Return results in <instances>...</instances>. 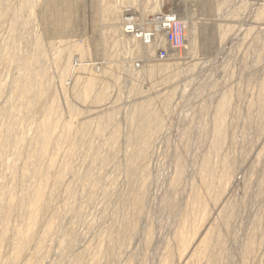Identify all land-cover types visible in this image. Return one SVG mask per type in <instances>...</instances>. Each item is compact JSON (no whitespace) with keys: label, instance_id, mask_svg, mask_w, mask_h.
Wrapping results in <instances>:
<instances>
[{"label":"rangeland","instance_id":"obj_1","mask_svg":"<svg viewBox=\"0 0 264 264\" xmlns=\"http://www.w3.org/2000/svg\"><path fill=\"white\" fill-rule=\"evenodd\" d=\"M70 1H67L73 13L70 24L60 33L47 36L40 17L51 6L50 0H39L34 10L26 6V0H0V264H13L9 259L16 250V241L13 242L16 232L26 229L30 222L25 220V208L18 206L22 192L13 178L19 179L24 173L29 163L27 151L34 144L32 138L48 116L46 112L52 102L58 104L59 122L65 124L58 122L61 129L55 128L58 131L50 148L60 138L67 142L63 144L59 140L57 147L61 149L58 148L53 166L47 164V157L41 160L49 180L44 184L47 187L41 186L43 208L37 213L36 220H39L33 224L34 229L31 226L35 232L32 239H28L26 250L20 251L17 257L20 260L14 264L29 261L36 264H167L163 258L173 253L176 221L184 218L182 208L185 209L190 193L202 184L198 169L205 152H211L209 158L217 167L216 175L225 156L233 168V176L225 187L223 204L220 202L215 212L219 211L213 212L215 216L210 215L211 227L203 233V241L187 253L184 264H264V0ZM65 3H60L63 10L68 6ZM156 3L157 12L188 19L197 29L202 26L218 34L217 29L224 30L227 25V30L231 28L226 38H216L214 43L205 34L201 39L200 34L195 44L186 43L185 51L174 53L173 57L178 55V58L173 61L179 63L175 75L162 80L161 74L154 73L148 79L141 71L142 57L156 56L153 60L163 67L173 61L158 56L159 43L151 47L150 54L132 51L131 43L120 33V15L123 11H132L138 16L139 5L153 7ZM258 11L262 16L257 17ZM19 13V19L13 22ZM65 13L60 15L62 22ZM79 13H83L86 21L85 40L68 36L76 27ZM37 40L41 42L40 47L35 46ZM72 41L83 46L80 54L77 48L68 47ZM69 58L73 68L61 79V70L66 68ZM79 63L86 69L80 70ZM34 73L38 75L34 77L40 75L42 84H37L31 93L34 96L24 94L19 83L23 76ZM89 76L96 86L86 98L81 83ZM77 83L80 88L74 87ZM101 87H107L108 94L102 99L95 94ZM226 93L229 100L226 110L223 109L222 122L225 136L215 149L211 139L212 117L217 102ZM31 98L35 103L28 106ZM141 103L149 115L163 109L164 125L155 134H145L148 128L135 111ZM83 120L88 127L81 135ZM66 124L71 125L74 136L70 131L69 134L60 131ZM114 130L117 133L112 137ZM10 134L12 139L22 138L18 146L6 137ZM143 137L148 138L145 142L150 148L148 154L137 157L136 148L144 142L137 138ZM214 149H218L216 153ZM179 152L186 159L185 171L182 179L176 181L175 160L181 155ZM96 155L104 158L102 165L95 160ZM64 161H70L68 171L57 180L59 173H56L63 163L67 164ZM11 182L13 189L14 186L19 189L14 191ZM34 182H26L31 194L39 188V181L36 185ZM52 222L56 224L45 243L48 252L38 258L33 245L45 226ZM149 228L153 234L147 239ZM183 231L184 239L185 235L186 239L191 238L193 231ZM206 235L213 241L210 246L204 241ZM250 239L253 247L247 256L244 250ZM95 246H100L103 253L92 263Z\"/></svg>","mask_w":264,"mask_h":264},{"label":"bare ground","instance_id":"obj_2","mask_svg":"<svg viewBox=\"0 0 264 264\" xmlns=\"http://www.w3.org/2000/svg\"><path fill=\"white\" fill-rule=\"evenodd\" d=\"M27 2L25 3L26 4V6L28 5L29 7H32L33 8V10H34V6L36 5V3L39 1H37V0H26ZM51 1V6H49V8H47L46 9V11H45V13H42V15H43V17H40V21L42 22V24H43V27H44V33H45V35L47 34V36H52V35H55V34H58V33H60L61 31H63L64 30V28H66V24H68L70 21H71V19L73 18V13H72V6H69V4H70V0H65L66 1V3L68 4V6H66V8H65V6H63L65 9H66V13H65V19L63 20V22L62 21H60L59 20V18H60V15L61 14H64L63 12H62V6H61V4L63 3L64 4V2L62 1V2H60V1H58L57 2V0H50ZM67 1H70V2H67ZM120 1V0H119ZM73 2H76V0L74 1L73 0ZM23 3V4H24ZM61 3V4H60ZM65 3V4H66ZM158 3H156L155 5H153V7H151V6H147V5H144V6H141V5H139V7H138V10H139V15L137 16V17H135V13L134 12H132L131 11V14H132V16H134L136 19H137V21H145L146 22V24H147V26L148 27H154L155 25H156V20H157V18L155 17V16H157V15H159V14H161V13H159V12H157V10H159L158 9V5H157ZM109 5V4H108ZM151 5V4H150ZM241 5H243V4H241ZM160 7V6H159ZM238 7H240V6H238ZM237 7V8H238ZM236 8V9H237ZM64 9V10H65ZM107 7H104L103 8V10L104 11H107ZM119 9V8H118ZM239 9V8H238ZM237 9V10H238ZM63 10V11H64ZM110 11H111V9H110ZM228 12H231V11H228ZM118 13V12H117ZM128 12L127 11H123V13L120 15V19H121V27H122V24H123V22H124V19H125V14H127ZM211 13H212V11H211ZM222 13V12H221ZM236 13V12H235ZM41 13H39V15H40ZM77 14V13H76ZM215 14V13H214ZM231 14V13H230ZM233 14V13H232ZM15 15V14H14ZM167 15H169V14H167ZM173 15V14H172ZM256 15H257V17H259V16H262V14H261V11H258L257 13H256ZM112 16V15H111ZM174 16H175V18L176 19H178L180 22H181V24H182V26H183V28H184V43H183V47L181 48V49H179V50H183V51H185V46H186V43L187 44H190V43H192V44H195V39H196V37H198V36H200V34H201V39H202V36L205 34V37H207L208 38V40H210V41H212V43H214V41L216 40V38L218 39V40H223V38L225 37V35H226V33H227V31L231 28H229L228 30L226 29V27L228 26H226L225 28H224V30H220V29H217V31H218V34H217V32H215V31H212V30H210V29H207V28H205V27H199V29H197L196 28V26L194 25V23L193 22H190L188 19H182V17H179V16H177V15H175L174 14ZM19 17H20V13H19V15L18 16H16V18H14V20H13V22H15V21H17V19H19ZM134 17H132V18H134ZM22 21H24V20H22ZM76 21H77V24H76V27L75 28H72V30L70 31V34L68 35V36H70V38L71 37H77L78 36V38H81V39H84L85 40V37L87 36L86 35V21L84 20V18H83V13L82 14H80L79 13V16H78V19H77V17H76ZM73 22V21H72ZM144 22V23H145ZM11 23V22H10ZM70 24V23H69ZM68 24V25H69ZM196 24V23H195ZM201 24V23H200ZM116 25V24H115ZM117 25H119V24H117ZM235 26V25H234ZM213 28V27H212ZM221 28V27H220ZM223 28H221V29H223ZM239 28H240V25H239ZM216 30V29H215ZM232 31V30H231ZM230 32V31H229ZM228 32V33H229ZM121 34H122V36L123 37H126L127 39H128V42L129 43H131L130 44V47H131V50L132 51H134V52H136L137 53V51L138 50H143V52L146 54V53H148V54H150V49H151V47L152 46H155L157 43H159V45H160V48L158 49V51L159 50H167L168 49V47H167V45H166V41H165V39H164V37H163V33H161V32H156L157 33V36H156V38H155V40H154V42L153 43H149V44H145V43H143L142 41H138L137 39H135V38H133V37H131L132 35H130V34H127L125 31L123 32V29L121 28V32H120ZM214 33L216 34V36L214 35ZM121 34H120V36H121ZM121 36V37H122ZM227 36V35H226ZM90 37V36H89ZM120 37V38H121ZM215 37V38H214ZM226 38V37H225ZM38 39V38H37ZM41 39V38H40ZM68 39V38H67ZM92 39V38H91ZM214 39V40H213ZM80 40V39H79ZM94 41V40H93ZM73 42V41H72ZM77 42V41H76ZM208 42V41H207ZM40 40H37L36 41V43L35 44H37V45H35L36 47L38 46V47H40ZM90 43H92V42H90ZM77 44V43H76ZM74 42L72 43V44H70V46H68V47H75V48H77V50H78V53L80 54V50L82 49L81 47H83L82 45H81V47H79V45H76ZM207 45L209 46V44L207 43ZM93 46H94V44H93ZM114 46V45H113ZM112 46V47H113ZM35 47V48H36ZM75 48L73 49V50H75ZM85 49H86V47H84ZM164 48V49H163ZM62 49V48H61ZM68 49V51H69V49H71V48H67ZM84 49V50H85ZM128 49H130V48H128ZM83 50V49H82ZM81 50V51H82ZM196 51V50H195ZM76 52V51H75ZM193 52H194V50H193ZM203 52V51H202ZM45 53H46V51H45ZM68 53V52H67ZM88 54H90L89 52H87ZM86 53V54H87ZM158 53V52H157ZM171 53H173L172 55H171ZM176 54V51L175 52H171L170 51V53H166V57L165 58H163V60H167V61H173L175 58V60H177V58H178V55H176V57H173V55H175ZM83 54V53H82ZM87 54V56H89ZM96 54H97V51H96ZM84 55V54H83ZM158 56H159V53H158ZM160 57V56H159ZM162 58V57H161ZM41 59V58H40ZM91 59V58H90ZM153 59H157V57L156 56H154V58H152L151 59V57H149V56H147V55H145L144 57H142V63L144 64L143 65V68L141 69V71H143V73H144V75L149 79L150 77H151V74H161L162 75V80L164 79H168V77H166V76H171V74H172V76L173 75H175V70H177V66H178V62H175V61H173L172 63L170 62H167V64H166V66H162V64H159V63H157L156 62V60H153ZM42 60V59H41ZM69 60H70V58L68 59V62H69ZM72 61V60H71ZM77 62V61H76ZM44 63V62H43ZM73 63V62H72ZM166 63V62H165ZM169 63V64H168ZM41 64V63H40ZM77 64H78V62H77ZM76 64V65H77ZM79 65H80V63H79ZM78 65V68L81 70V67H82V69H86V68H84V65H80L79 66ZM169 65V66H168ZM43 66V65H42ZM75 66V65H74ZM110 67V66H109ZM41 68V67H40ZM65 68V67H64ZM64 68H63V70H61V72L62 73H60V76H59V78H61L62 79V76H64V77H66V73L67 74H70V70H72L71 68H73V65L69 62V63H67V65H66V68H65V70H64ZM77 68V70H79ZM88 68V67H87ZM76 69V68H75ZM91 69H94V67H92L91 66ZM76 70V71H77ZM111 70V69H110ZM109 70V71H110ZM85 71V70H84ZM178 71V70H177ZM73 72H75V71H73ZM82 72V71H81ZM158 75H157V77H156V79L158 78ZM34 76H38V75H36L35 73H34V75L33 74H28V75H26V76H23V78H22V80L20 81V83H19V88H21V90L23 89V91H24V94L26 93V94H29V95H32L31 93L34 91V90H36L35 88H36V86H38L37 84H39V83H41L42 82V80L40 81V75H39V77H34ZM139 76V75H138ZM150 76V77H149ZM44 77V76H43ZM63 77V78H64ZM152 77H154V75L152 76ZM159 78H161V76H159ZM41 79H42V77H41ZM66 78H64V80H65ZM170 79V78H169ZM60 80V79H59ZM63 80V81H64ZM151 80H153V79H151ZM150 80V81H151ZM61 81L62 80H60V82L59 83H61ZM144 81H145V79H144ZM149 81V82H150ZM167 81V80H166ZM77 82V81H76ZM80 82V81H79ZM78 82V83H79ZM146 82V81H145ZM147 82H148V80H147ZM155 82H156V80H155ZM163 82V81H162ZM165 82V81H164ZM74 84V87H76V88H80V85L79 84ZM42 84V83H41ZM40 84V85H41ZM81 84H83V88H82V86H81V88L83 89L82 91V93H83V95L84 96H86V95H88V93H90L93 89H94V85H95V81H94V85H93V80L90 78V76L89 77H87V78H85L84 79V82L83 83H81ZM39 85V86H40ZM75 85H78V87L77 86H75ZM147 85H149V84H146L145 86H147ZM96 86V85H95ZM150 86H152V85H150ZM100 87V86H99ZM98 88V87H97ZM107 88V87H106ZM106 88H103V87H101V88H99L98 90H97V92L95 93L97 96L96 97H98V98H103L105 95H108V94H106ZM154 88V87H153ZM150 89V88H149ZM61 90H62V88H61ZM80 90V89H79ZM94 92H95V90H94ZM63 93V92H62ZM65 93V92H64ZM79 93H81V92H79ZM81 93V94H82ZM254 93V92H253ZM36 94V93H35ZM256 94V93H255ZM262 94V93H261ZM80 95V94H79ZM78 95V96H79ZM82 95V96H83ZM222 95V94H221ZM229 94H223L222 96H221V98L219 99V101L217 102V107H216V109H215V115H214V113H213V116L214 117H212L213 118V129H212V136L213 137H211V139L213 138V147L212 148H218V146L220 147V143H221V141H222V138L225 136V134H224V132H223V130H222V124L224 123L223 122V118L225 119V114H224V111H223V109H225V104L226 103H228V100H229V96H228ZM32 96H34V95H32ZM31 96V97H32ZM89 96V95H88ZM168 97H169V99H170V93H169V95H167ZM30 97V96H29ZM107 97V96H106ZM168 97H166V99L168 98ZM27 98H28V95H27ZM78 98V97H77ZM86 98H87V96H86ZM95 98V97H94ZM25 99V98H24ZM33 99H36V95H35V98H33ZM79 99H81V96H80V98ZM84 99V98H83ZM250 99V98H249ZM252 99V98H251ZM86 100V99H85ZM34 100H32V98H31V100H29L27 103H28V106L30 105V106H33L31 103L33 102ZM58 101V100H57ZM77 101V100H76ZM254 102V101H253ZM34 103H35V101H34ZM96 103V102H95ZM26 104V103H25ZM58 105V104H57ZM57 105H55V103L54 102H52V106H47L48 107V111L49 112H46V113H49V114H47L48 116H46L44 119H43V121H42V123H41V125L39 126V128H38V130H37V132H36V134H35V136L32 138V141L34 142V144H33V146L31 145L30 146V149L27 151V158H29L28 160H29V163L28 164H26V168H25V170H24V173L21 175V176H19L18 174V176H19V179L16 177V178H13V180L14 179H16V185H18L19 186V188H20V190H21V192L19 191V193H21V196H20V194L18 195V196H20V198H19V203H20V205H18V206H20V207H23V208H25V217H26V219L25 220H28L29 219V221L30 222H28V221H23L24 219H22V221L25 223V222H28L29 224H28V226L26 227V229H23V228H21L22 230H20L19 232H16L17 234V236L16 237H14L15 238V240H13V242L14 241H16L15 243H16V245H15V248H16V250H15V252L13 253V256H12V258H11V260L9 259V261H10V263H13L14 264V262H17L16 260L18 259V260H20V258H17L18 257V254L20 253V251L23 249V248H25V250H26V244H28L27 243V241H28V239L29 240H31L30 239V237H31V235H32V233L34 232V230H32V228H31V226L33 227V229H34V223H35V221H38V220H36V218H38V216H37V213L40 211V209L41 208H43L42 207V203H43V201H42V199H43V193H42V187H43V185L47 182V181H49V180H47V171H45V170H43L42 169V165L43 164H41L43 161H41L44 157H47L48 158V160H47V164L48 165H52L53 163H54V161L57 159H55V157H57L58 156V154L56 155V153H58V151H59V149H61L60 148V146L59 147H57L58 145H59V140L61 139H58V142H57V145L53 148H50V144L53 142L52 140H53V137H54V135H55V133H57V131L58 130H55V128H57L58 126H57V124H59L61 121H60V119H59V116L60 115H58L59 114V112L57 111ZM139 105V104H138ZM251 105V104H250ZM46 107V108H47ZM229 107V106H228ZM250 107V106H249ZM252 108V107H251ZM165 109V108H164ZM161 110H163V109H157V110H155L154 111V113H152V114H148L147 112H146V110H145V106L141 103V106H137L136 107V113H138V114H140L142 117H143V119H142V123H143V125H145V126H147V128L148 129H146L145 130V134H149V133H156V132H158V130L160 129V128H162V126L164 125V122H163V117H162V113H163V111H161ZM226 110V109H225ZM75 111V110H74ZM261 111V110H260ZM57 112H58V114H57ZM46 113H44V115L46 114ZM55 113V114H54ZM61 113H62V111H61ZM64 113V112H63ZM248 114V113H247ZM50 115V116H49ZM57 115V116H56ZM163 115H165V112H164V114ZM61 117V116H60ZM165 117V116H164ZM248 117V116H247ZM250 117V116H249ZM42 120V119H41ZM62 120V119H61ZM60 121V122H59ZM63 121V120H62ZM249 121V120H248ZM59 122V123H58ZM223 122V123H222ZM82 123V125L83 126H81V129H80V134L81 135H83L84 133H85V131L87 130V125L85 126L84 125V120H83V122H81ZM61 125L62 124H65V123H60ZM69 124V123H68ZM68 124H66V126H64L63 128H62V130H60V131H62V133H68V131H70V130H72L71 129V125H68ZM63 126V125H62ZM224 127V126H223ZM9 128V127H8ZM7 127H6V130H9ZM59 128V127H58ZM57 128V129H58ZM59 129H61V128H59ZM74 131H75V129H73ZM118 130V129H117ZM11 131V130H10ZM9 132V131H8ZM70 132H72V131H70ZM69 132V133H70ZM61 133V132H60ZM68 133V134H69ZM73 133L74 132H72V135H73ZM76 133V132H75ZM116 133L117 132H115V130H114V133L112 134V137H114V135H116ZM8 134V133H7ZM59 134V133H58ZM77 134V133H76ZM16 135V134H15ZM20 135H22V134H20ZM60 135V134H59ZM63 135V134H62ZM79 135V134H78ZM9 137V139H11V140H9L10 142H12L11 144H14V145H19L21 142V140H22V138L19 136V137H15L14 136V138L12 139L11 137H13V135L11 136V134L10 135H6V137ZM74 136V135H73ZM227 136V135H226ZM62 137V136H61ZM72 137V136H71ZM137 137V136H136ZM67 138V137H66ZM140 142H143V144L142 145H140V146H138L137 148H136V150H137V152H135V156H137V157H141V156H143L144 154H148V151H149V148H150V145L147 143V142H145V141H148V138L147 137H143V138H137ZM30 140V139H29ZM4 141H6V140H4ZM31 141V142H32ZM212 141H210V142H212ZM10 142H9V144H10ZM26 142V141H25ZM30 142V141H29ZM32 142V143H33ZM60 142L62 143L63 142V144H65V142H67V141H65L64 142V140L62 141V139L60 140ZM32 143H30V144H32ZM60 143V144H61ZM72 144H73V141H72ZM212 144V143H211ZM74 145V144H73ZM72 145V146H73ZM62 146V145H61ZM59 148V149H58ZM63 148V147H62ZM67 149V148H66ZM71 149V148H70ZM215 149H214V151H215ZM218 150V149H217ZM216 150V151H217ZM206 151H207V149H206ZM210 151V150H209ZM213 151V152H214ZM216 151H215V153H216ZM219 151H221V150H219ZM73 152V151H72ZM184 152V151H183ZM66 153V152H65ZM180 153V152H179ZM211 152H208V153H206L205 152V154H204V156H203V159L201 160V162H200V164H199V171H198V175H199V181H201V183L202 184H200V186L196 189V190H193L191 193H190V197H189V199L186 201V204H185V209L184 208H182V211L184 210V212H183V216H184V218L183 219H178L176 222H177V229H176V232H175V235H174V242H175V247H174V250H173V253H169L170 255V257L168 256V255H166V257H164L163 258V260H164V262L165 263H167V264H184V261H185V258H187V253L189 252H191V250L193 249V247L195 246V245H197L196 243H198L199 241H200V243H201V240L203 239V237H204V235H203V233L206 231V229H209V227H211V225H210V215H212V214H214L213 212H215L216 211V209L220 206V202L222 201V199L224 198V193L226 192L225 191V187H227L226 185L228 184V183H230V181H231V178H232V176L233 175H231V174H233L232 173V170H233V168L229 165V162L227 161V159L225 158V156H224V158H222V160H221V162H220V166H221V171L219 172V174L218 175H216V165L214 166V164H212L211 162H210V158H209V156H211V154H210ZM73 154V153H72ZM177 154H178V151H177ZM181 154V153H180ZM225 154V153H224ZM26 155V154H25ZM47 155H49V156H47ZM72 156V155H71ZM177 158H176V160H175V166H176V175H175V179H176V181H179V179H182V176H183V174H184V169H185V166H184V161L186 160V159H184L185 157H183V155L181 154V155H178V156H176ZM227 157V156H226ZM231 157V156H230ZM27 158H25L26 160L25 161H27ZM69 158V157H68ZM107 158H108V156H107ZM106 158V159H107ZM214 158V157H213ZM96 161H98V162H100L99 164L100 165H102L103 163H102V161H105L104 160V158L103 157H97V155H96V159H95ZM195 160V159H194ZM95 161V162H96ZM173 161H174V159H173ZM196 161V160H195ZM194 161V162H195ZM215 161V160H214ZM64 162H66V161H64ZM70 162V161H69ZM68 162V163H69ZM67 163V162H66ZM68 163L67 164H65V163H63V165L60 167V171L59 172H57L56 174H58V177L56 178L57 180L58 179H60L61 177L63 178V177H65V172H67L68 170ZM98 164V165H99ZM190 164H191V162H190ZM24 166H25V164H24ZM23 166V167H24ZM45 166V165H44ZM53 166V165H52ZM46 167V166H45ZM44 167V168H45ZM145 167V166H144ZM173 167V166H172ZM187 167V166H186ZM48 168H50V167H48ZM52 168V167H51ZM50 168V169H51ZM194 168V167H193ZM232 168V169H231ZM46 169V168H45ZM49 169V170H50ZM187 169V168H186ZM188 170V169H187ZM22 171H23V169H22ZM22 171H20V173L22 172ZM190 171V170H189ZM192 171V170H191ZM19 172V171H18ZM50 173V172H49ZM78 173V172H77ZM186 173V172H185ZM55 174V173H54ZM55 174V175H56ZM64 174V176H62ZM57 176V175H56ZM188 176V175H187ZM13 177V176H12ZM187 178V177H186ZM47 180V181H46ZM57 180H56V182H57ZM30 181L31 182H36V181H39L38 183V185L37 186H39V188L38 187H36V191L35 192H33L32 194L31 193H29L28 192V190L26 189V187H28V183H26V182H29L30 183ZM53 181V180H52ZM92 181V180H91ZM233 181V180H232ZM14 182V181H13ZM13 182H11V184L13 183ZM35 182H34V184H35ZM55 182V181H54ZM196 182V181H195ZM235 182V181H234ZM48 183V182H47ZM59 183V182H58ZM197 183V182H196ZM14 184V183H13ZM13 184H12V189H13ZM31 184V183H30ZM33 184V183H32ZM37 184V183H36ZM35 184V185H36ZM199 184V183H198ZM47 185V184H46ZM46 185H44V187L46 186ZM53 185H54V183H53ZM177 185V184H176ZM193 185V184H192ZM191 185V186H192ZM229 185V184H228ZM11 186V185H10ZM34 186V185H33ZM42 186V187H41ZM173 186V185H172ZM195 186H196V184H195ZM260 186V185H259ZM17 187V186H16ZM43 187V188H44ZM47 187V186H46ZM19 188H16V189H19ZM195 188V187H194ZM193 188V189H194ZM14 189H15V186H14ZM13 189V190H14ZM15 189V190H16ZM34 189H35V187H34ZM179 189V188H178ZM14 190V191H15ZM180 191V190H179ZM12 192V191H11ZM13 194H14V192H12ZM211 193H212V195L215 197V199L213 198H211ZM16 194H17V191H16ZM142 195V194H141ZM140 195V196H141ZM212 196V197H213ZM177 197V196H176ZM228 197V196H227ZM211 199V200H210ZM208 201H210V202H208ZM229 202V201H228ZM12 203V202H11ZM185 203V202H184ZM222 203V202H221ZM18 204V203H17ZM162 204V203H161ZM175 204V203H174ZM223 204V203H222ZM182 205H183V203H182ZM8 206H10L9 204H8ZM13 207V206H12ZM16 207V206H15ZM19 207V208H20ZM176 207V206H175ZM174 207V208H175ZM227 208V207H226ZM142 209V208H141ZM179 209V208H178ZM9 210V209H8ZM19 210H21V209H19ZM42 210V209H41ZM181 211V212H182ZM219 211V210H218ZM217 211V212H218ZM9 212V211H8ZM217 212H215V214L217 213ZM20 213V212H19ZM41 213V212H40ZM180 213V212H179ZM227 213V212H226ZM21 214V213H20ZM56 214V213H55ZM176 214V213H175ZM174 214V215H175ZM215 214H214V216H215ZM23 215V214H22ZM39 215V214H38ZM54 215V214H53ZM57 216V215H56ZM214 216H213V218H214ZM228 216V215H227ZM21 217H24V216H21ZM170 217V216H169ZM176 217V216H175ZM178 217V216H177ZM40 218V217H39ZM196 218H198V219H196ZM212 218V219H213ZM219 219V218H218ZM228 220V219H227ZM54 221V220H53ZM223 221V220H222ZM229 222V221H228ZM37 223V222H36ZM35 223V224H36ZM222 223V222H221ZM55 222H52L51 224H48L47 226H45V228L43 229V233H42V236H40V238H38V240L35 242V245H33V246H35V248H34V250H35V256L36 257H38L39 258V256H41V254L42 253H47L48 252V248H45V246L47 247V245H45V243H47V240H50V238H51V234L54 232V227H55ZM225 224H227V223H225ZM224 224V225H225ZM223 226V225H222ZM228 226V225H227ZM216 227V226H215ZM218 227V226H217ZM226 227V226H225ZM4 228V227H3ZM5 228H6V230H9L8 229V226L6 227L5 226ZM224 228V227H223ZM187 230V232L189 233V231L191 232V231H193V234L191 235V238H190V236H189V238L188 239H186V237H188V236H186L185 235V239L183 238V233H185L183 230ZM5 230V231H6ZM4 231V230H3ZM4 231V232H5ZM10 231V230H9ZM9 231H7V232H9ZM12 231H13V229H12ZM17 231V230H16ZM128 231V230H127ZM182 231H183V233H182ZM224 231V230H223ZM6 233V232H5ZM35 233V232H34ZM4 234V233H3ZM9 234V233H8ZM153 233H152V230L149 228V230H148V238L147 239H150L151 238V235H152ZM206 234H208V232H206ZM5 235V234H4ZM34 235V234H33ZM114 235V234H113ZM188 235V234H187ZM6 236H7V234H6ZM207 236V235H206ZM208 236H210V234H208ZM208 236L206 237V238H204V241L206 242V244H208L209 246L211 245V243L213 242L212 240H210L209 238H208ZM1 237V236H0ZM155 237V236H154ZM2 239V238H1ZM4 239V238H3ZM203 241V240H202ZM212 241V242H211ZM253 239H250L249 240V243H248V246H247V248L244 250V254L245 255H247V256H249V253H251V249H252V247H253ZM172 242H173V239H172ZM26 246V247H25ZM168 246V245H167ZM171 246H172V244H171ZM91 248V247H90ZM95 248H96V246H95ZM195 248V247H194ZM64 250V249H63ZM61 251H62V249H61ZM65 251V250H64ZM194 251V250H193ZM192 251V252H193ZM101 252H102V248L99 246V247H97L95 250H94V252H93V256L91 257V262L93 263H96L97 261H98V258H100V254H101ZM22 253V252H21ZM62 253H63V251H62ZM103 253V252H102ZM168 253V252H167ZM33 255V254H32ZM43 255H45V254H43ZM35 257V258H36ZM34 258V259H35ZM34 259H32V260H34ZM36 260H38V259H36ZM35 261V260H34ZM39 261V260H38ZM62 261V260H61ZM77 261V260H76ZM19 262H22V261H19ZM28 262V261H27ZM63 262V261H62ZM33 263H35L36 264V261L35 262H32V261H29L27 264H33ZM144 263V262H143ZM18 264V263H17ZM20 264V263H19ZM26 264V263H25ZM73 264V263H72ZM75 264V263H74Z\"/></svg>","mask_w":264,"mask_h":264},{"label":"built area","instance_id":"obj_3","mask_svg":"<svg viewBox=\"0 0 264 264\" xmlns=\"http://www.w3.org/2000/svg\"><path fill=\"white\" fill-rule=\"evenodd\" d=\"M125 19L122 24L123 32L132 35L131 37L142 41L145 44L153 43L157 33H163V37L168 47L167 50H159V56L166 57V53L175 52L182 48L184 43V28L181 22L175 18L174 15H162L155 16L157 18L156 25L154 27H148L145 21H137L132 14L127 11ZM134 17V18H132ZM145 22V23H144Z\"/></svg>","mask_w":264,"mask_h":264}]
</instances>
